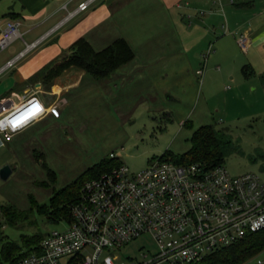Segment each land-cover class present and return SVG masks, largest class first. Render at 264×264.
<instances>
[{
    "label": "crops",
    "instance_id": "1",
    "mask_svg": "<svg viewBox=\"0 0 264 264\" xmlns=\"http://www.w3.org/2000/svg\"><path fill=\"white\" fill-rule=\"evenodd\" d=\"M81 1L84 0H0L3 7L0 29L8 19L18 18L22 32L19 38L22 42L15 45L13 40L12 48L0 56V67L27 43L45 36L41 46L30 49L0 75L3 109L30 100L40 110L39 118L10 140L0 143V151L13 149L41 163L44 160L56 172L47 162L49 154L63 153L69 140H78L86 132L92 112L98 124H119L133 121L134 112L141 105L152 114L156 124L163 117L168 119L167 124L171 123L175 115L173 105L181 102V92L176 86L179 88L181 80L188 76L195 81L198 74L202 82L208 62L210 66L217 63L220 71L226 68L224 49L230 36L244 52L242 67L249 64L254 69L253 75L258 74L261 85L264 84L261 78L264 0H95L89 8L58 25ZM240 33L247 35V50L238 44ZM80 37L86 38L96 50L124 38L135 56L112 75L101 79L76 65L66 68L51 81L43 76L33 77L59 58L61 49L70 48ZM192 46L211 48L207 59L203 57L201 74L198 70L193 73L188 60L187 51ZM253 75L243 74L246 79ZM86 106L90 108L88 112ZM52 107L59 109L58 116L50 112ZM185 117H179L183 125L187 120L192 122ZM167 124L158 127L165 129ZM5 162L7 159H2L0 164Z\"/></svg>",
    "mask_w": 264,
    "mask_h": 264
},
{
    "label": "built area",
    "instance_id": "2",
    "mask_svg": "<svg viewBox=\"0 0 264 264\" xmlns=\"http://www.w3.org/2000/svg\"><path fill=\"white\" fill-rule=\"evenodd\" d=\"M94 2L81 1L58 25ZM20 25L18 18L6 21L0 29V50L22 37ZM44 37L7 60L0 75ZM237 40L247 50V35L240 33ZM50 112L59 115L56 107ZM39 116L30 100L8 109L0 106V143ZM163 154L139 171L120 162L85 180L81 197L70 207V220L59 222L66 228L47 233L38 251L3 264H190L264 229V179L259 173L234 175L223 163L176 162ZM145 236L154 251L142 246L139 257L123 256L122 249ZM254 258L255 264H263L258 255Z\"/></svg>",
    "mask_w": 264,
    "mask_h": 264
},
{
    "label": "rangeland",
    "instance_id": "3",
    "mask_svg": "<svg viewBox=\"0 0 264 264\" xmlns=\"http://www.w3.org/2000/svg\"><path fill=\"white\" fill-rule=\"evenodd\" d=\"M2 9L0 2V20L3 19ZM223 24L226 28V22ZM224 28L221 27L223 30ZM230 38L224 49L226 68L220 71L217 63L210 66L208 62L202 82L198 78L201 75L198 74L195 75V81L188 76L181 80L180 89L176 86L177 91L181 92V102L173 105L175 115L171 118V123L167 124L168 119L163 117L156 124L151 118L152 114L141 105L135 110L133 121L119 124H98L92 112L88 116L90 121L86 123V132L78 140H69L63 153L49 154L47 162L56 170L54 181L49 179L41 161L22 156L13 149H2L0 161L7 159V162L0 164V167L9 164L13 170L5 179L0 176V244L5 240L20 244L23 235L40 234L44 237L53 230L65 229V224L55 223L41 214L36 204H48L54 189H59L78 177L109 150L113 149L118 159L136 172L168 150L175 154L186 151L190 147L189 138L193 130L204 123H212L216 129L224 131L230 137L231 148L228 149L223 164L231 174L253 171L264 179V84L261 85L258 74L250 79L243 76L241 67L245 60L244 52L233 36ZM44 40L45 38L38 45L41 46ZM13 42L17 45L22 41L17 38ZM11 44L0 50V56L12 48ZM61 50L59 57L69 51V48ZM207 50L208 46H192L187 51L194 74L195 70H203V53ZM85 109L86 112L90 110L88 106ZM180 115L190 118L192 125H183L179 120ZM76 124L77 122L74 126ZM163 124H167L165 129L164 126H159L162 127L160 129L158 125ZM2 205H12L17 211L24 213V218L18 219L14 224L8 223L1 212ZM142 246L146 250L155 249L150 237L145 236L122 249V254L125 257H139ZM257 255L264 260V249L246 261L250 260L249 264H255L254 257Z\"/></svg>",
    "mask_w": 264,
    "mask_h": 264
},
{
    "label": "trees",
    "instance_id": "4",
    "mask_svg": "<svg viewBox=\"0 0 264 264\" xmlns=\"http://www.w3.org/2000/svg\"><path fill=\"white\" fill-rule=\"evenodd\" d=\"M134 56L132 47L124 38H117L106 47L96 50L86 38L80 37L73 42L69 51L42 67L33 77L43 76L45 80L51 81L66 68L76 65L85 69L95 78L101 79L112 75ZM242 72L246 77H249L254 74V69L249 64H245L242 67ZM261 78L264 80V73L261 74ZM191 123L190 120H187L184 124L191 126ZM189 140L190 147L183 153L175 154L168 150L163 155L171 156L176 162H201L207 166H213L223 163L228 149L231 148L230 137L224 131L216 129L212 123L196 127ZM120 162L117 156L102 158L63 187L54 189L48 204L37 203L39 212L55 223H59L61 220H70V207L81 197L84 181L101 174ZM42 164L48 172L49 179L54 181L55 171L44 160H42ZM1 212L10 224L24 218V213L17 211L12 205H2ZM1 228L2 224L0 223V230ZM43 238V235L40 234L23 235L20 244L5 240L0 244V264L16 261L38 251ZM262 249H264V229L248 234L237 243L190 264H240Z\"/></svg>",
    "mask_w": 264,
    "mask_h": 264
},
{
    "label": "water",
    "instance_id": "5",
    "mask_svg": "<svg viewBox=\"0 0 264 264\" xmlns=\"http://www.w3.org/2000/svg\"><path fill=\"white\" fill-rule=\"evenodd\" d=\"M12 171V168L9 164H4L3 166L0 167V176L1 178H7Z\"/></svg>",
    "mask_w": 264,
    "mask_h": 264
}]
</instances>
